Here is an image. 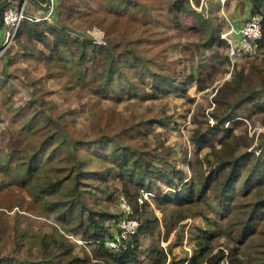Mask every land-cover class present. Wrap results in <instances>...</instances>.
<instances>
[{
    "label": "rangeland",
    "instance_id": "1",
    "mask_svg": "<svg viewBox=\"0 0 264 264\" xmlns=\"http://www.w3.org/2000/svg\"><path fill=\"white\" fill-rule=\"evenodd\" d=\"M14 1L16 5L23 2ZM75 1L79 5L75 18L65 27L70 37L87 38L103 49L108 48L115 61H127L135 54V64L142 71L143 82L135 80L127 64L123 66L124 76L113 78L107 90L100 89L89 79L79 80L71 64L50 59V42L33 44L35 55L26 56L14 40L0 57V135L6 130L23 136L24 162L54 131L61 130L72 143L114 139L131 149L167 159L184 171L187 179H194L197 171L206 169L203 164L208 149L198 152L192 149L193 116L201 112L210 115L215 107L213 100L217 89L228 83L227 90L231 92L238 75H241V88L234 94L231 104L241 100L248 91L259 88V70H264V49L259 48L254 56L240 60L231 68L226 46H219L214 40L218 35L221 41L220 34L227 22L238 25L251 17L250 1L189 0V8L202 16V21L196 15L177 11L173 6L177 0ZM56 2L51 22L42 23L56 27ZM28 3L27 12L32 17L37 16L36 6L30 0ZM210 33L214 37L209 41ZM2 42L3 32L0 29V47ZM62 57L65 58V55ZM150 72L168 77L191 75L194 81L186 92L160 93L150 87ZM198 79L202 80L201 87ZM129 81L135 85V90ZM237 113L241 121L234 128L235 133L244 137L237 140L239 145L235 155L240 156L250 149L252 152L256 150L257 136L264 132V113L251 107ZM49 145L42 151L49 153L51 142ZM89 148L78 147L76 153L79 157L93 156L94 152ZM98 149V156L91 160L88 169L105 171L109 184L113 183L118 188L116 169L109 162H100L106 152L102 146ZM60 165L57 158H45L44 166L47 170L53 169V174ZM12 179L0 173V264H14L12 261L41 264L42 258L47 257V244L53 243L52 235L58 238L62 234L72 244L73 255L86 259L85 247L77 242L79 231H71L69 226L55 221L53 214H49L29 195L27 189ZM51 179L56 180L55 177ZM87 183L91 185V194L86 199L92 208L98 206L120 214L117 204L105 205L106 195L100 192L104 185L99 183L98 177ZM250 198L230 191L225 199L217 201L213 194H209L208 203L201 210L215 223L210 226L199 213L189 214L188 218L174 225L173 232L165 241L162 229L159 248L162 243L167 248L169 243L174 242L173 255L188 261L209 249L207 234H213L217 236L214 252L222 249L229 253L232 249H239V257L244 264H258L259 261L255 262L254 258L261 256L257 251L264 250L262 236L248 237L244 242L230 237L227 222L217 211L233 200L241 207ZM145 199L150 203L149 210L161 220L162 215L155 202L148 196ZM179 209V206L172 205L165 212L168 217L170 213L175 216ZM260 223L256 221V228ZM157 245L146 239L140 247L148 249ZM51 250L55 248L52 246ZM35 257L39 258L31 260Z\"/></svg>",
    "mask_w": 264,
    "mask_h": 264
},
{
    "label": "trees",
    "instance_id": "2",
    "mask_svg": "<svg viewBox=\"0 0 264 264\" xmlns=\"http://www.w3.org/2000/svg\"><path fill=\"white\" fill-rule=\"evenodd\" d=\"M249 1L250 16L259 17L261 23L262 38L259 48L264 49V0ZM173 6L179 12H187L196 15L200 21L204 20L189 8V0H177ZM55 7L56 27L31 20H25L20 24L15 35V44L26 56L35 55L33 44L50 42L52 52L48 57L56 62L71 64L81 81L89 79L92 83H97L100 89L107 90L111 87L113 78L119 79L124 76L123 66L129 64L135 80L143 82V74L135 64L137 58L134 53L131 59H126L127 61L120 59L115 61L108 48L103 49L87 38L70 37L65 27L75 18L79 7L75 0H57ZM213 37V33H210L209 41ZM214 40L219 46L221 44L226 46L222 40V42L218 40V35ZM259 74L257 90L248 91L241 100L231 104L234 94L241 88L239 81L241 75H238L231 92L227 90L228 83L217 89L213 100L215 107L210 115L201 112L200 115L196 113L193 116L194 128L190 135L192 149L194 152L203 148L208 149L203 164L206 169L197 171L194 179H187L184 171L176 168L167 159L131 149L114 139L72 143L69 137L63 136L61 130L47 135L39 148H36L24 162L23 136L15 131H2L0 173L13 178V182L27 189L35 201L49 214H53L55 221L69 226L71 231H79L78 240L86 249L87 257L81 259L73 255L72 244L68 243L63 234L58 235V238L52 235L53 243L47 244V257L42 258L41 264H220L225 254L222 249L214 252V241L217 236L213 234H207L209 249L188 261L173 255L174 242L169 243L167 248L162 245L159 248V240L163 235L162 229L165 233L162 239L165 241L173 232L174 225L192 213H199L208 225L214 224L215 221L208 219L207 213L202 211L201 207L208 203L209 194H213L218 201L225 199L230 191L237 195L251 196V200L241 207L233 200L234 202H230L228 206H222V209L217 210L227 222L228 235L240 242L246 241L248 237L260 235L261 245L264 246V132L257 136L258 144L255 151L252 152L250 149L251 151L237 156L235 155L239 145L237 140L244 137L236 135L234 129L241 121L238 119L241 116L237 115L240 110L245 111L251 107L264 113V70H259ZM149 77L151 89L160 93L186 92L194 81L191 75L183 77L180 74L168 77L150 72ZM201 82L202 80L198 79L200 87ZM131 85L135 90V85L133 83ZM160 123L164 124L162 121ZM262 125L264 127V120ZM50 142L52 150L45 153L42 150L50 147ZM243 144L248 146L245 142ZM81 146L84 148L90 146L89 150L94 152L93 156L79 157L76 152ZM99 146L106 152L100 162H109L116 169V178L120 184L118 188L113 183L109 184V177L105 171L96 172L88 169L91 160L98 156ZM47 157L57 158L61 162L55 174L52 173L53 169L47 170L44 166ZM54 177L56 180L52 181L51 178ZM96 177L99 183L104 185L100 192L106 195L105 205L117 204L119 207V199L123 197L132 211V218L138 222L135 234L127 241H119L120 246L116 251L108 249L106 242L115 240L118 235L117 224L122 213L111 211L110 213L98 206L92 208L88 203L86 197L91 194V185L87 182ZM145 193L155 202L162 215L161 220L149 210L150 203L145 199ZM172 205L180 207L179 213L175 216L170 213L168 217L165 210ZM110 221L112 223L108 225ZM256 221L261 222L257 228ZM146 239L150 243H158L156 248H141L142 241ZM52 246L55 250L51 252ZM257 253L261 256L254 258L255 262L264 264V250ZM239 256L240 250L232 249L228 253V261L232 264H244ZM37 258L39 257L31 260ZM12 263L19 264L16 261Z\"/></svg>",
    "mask_w": 264,
    "mask_h": 264
},
{
    "label": "built area",
    "instance_id": "3",
    "mask_svg": "<svg viewBox=\"0 0 264 264\" xmlns=\"http://www.w3.org/2000/svg\"><path fill=\"white\" fill-rule=\"evenodd\" d=\"M22 1L23 2H20L17 5L14 0L10 1L1 12L3 42L0 47V57L15 40L16 32L23 21L31 20L37 23L51 22L50 16L56 0H51V6L43 13V16L34 17L27 12V7L30 6L28 0ZM261 38V23L257 16L248 17L238 25L227 22L225 30L220 34V40L226 44L227 59L231 68H233V66L240 60L254 56L259 49ZM95 39H97V37ZM144 196L147 198V193H145ZM119 207L122 213L117 224L119 233L115 240H109L106 242V247L114 251L119 248V241H127L129 237L135 234L138 228V222L132 218V211L123 197H120L119 199ZM77 242L82 244L81 241ZM224 254L225 257L220 264H232L228 261V252L224 251Z\"/></svg>",
    "mask_w": 264,
    "mask_h": 264
},
{
    "label": "water",
    "instance_id": "4",
    "mask_svg": "<svg viewBox=\"0 0 264 264\" xmlns=\"http://www.w3.org/2000/svg\"><path fill=\"white\" fill-rule=\"evenodd\" d=\"M12 0H2L0 1V29H1V12L3 8ZM37 8L41 9L43 12H46L51 6V0H45L44 3L39 0H30Z\"/></svg>",
    "mask_w": 264,
    "mask_h": 264
},
{
    "label": "crops",
    "instance_id": "5",
    "mask_svg": "<svg viewBox=\"0 0 264 264\" xmlns=\"http://www.w3.org/2000/svg\"><path fill=\"white\" fill-rule=\"evenodd\" d=\"M40 1V0H39ZM40 2H44V1H40ZM36 8V10H35V13H36V15L37 16H42V15H38V14H43L44 12L41 10V9H39V8H37V7H35Z\"/></svg>",
    "mask_w": 264,
    "mask_h": 264
},
{
    "label": "clouds",
    "instance_id": "6",
    "mask_svg": "<svg viewBox=\"0 0 264 264\" xmlns=\"http://www.w3.org/2000/svg\"><path fill=\"white\" fill-rule=\"evenodd\" d=\"M44 3V2H43Z\"/></svg>",
    "mask_w": 264,
    "mask_h": 264
}]
</instances>
